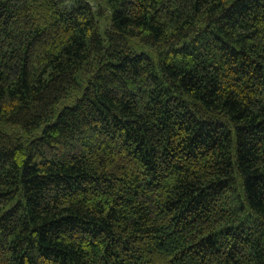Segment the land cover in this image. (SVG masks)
<instances>
[{"label": "trees", "instance_id": "16d2710c", "mask_svg": "<svg viewBox=\"0 0 264 264\" xmlns=\"http://www.w3.org/2000/svg\"><path fill=\"white\" fill-rule=\"evenodd\" d=\"M0 264H264V0H0Z\"/></svg>", "mask_w": 264, "mask_h": 264}]
</instances>
